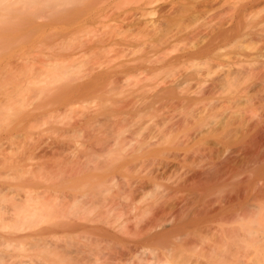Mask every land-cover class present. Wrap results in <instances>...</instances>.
Returning <instances> with one entry per match:
<instances>
[{
    "label": "rangeland",
    "instance_id": "374dc122",
    "mask_svg": "<svg viewBox=\"0 0 264 264\" xmlns=\"http://www.w3.org/2000/svg\"><path fill=\"white\" fill-rule=\"evenodd\" d=\"M241 27H250L253 31L256 29H264V0H0V207L3 209V207L5 208L6 206L7 210H11V212L14 213L13 211L15 210L10 208L11 205H15L13 202L17 204L20 196L19 193L26 196L25 192L28 190V187L30 189V186H33L30 190H36L35 192L33 191V195L31 194L33 199L35 197L34 201L33 199L31 200L33 204L36 203V198L40 197L37 199V203L39 204L42 198L41 191L49 190L53 197L54 195L57 197V199L55 197L56 200H54V198L52 199V196L49 200L48 197L49 201L46 198V204L42 203V199L40 205L36 203V206H40V208L45 205L47 207L48 202L49 204L51 202H55L54 204L59 203L58 201L61 199H58L60 197L62 198L61 192L62 195L67 194L63 197L64 199L70 194L80 195L84 192H90L91 188L87 186V184L90 183L92 177H89V175H100L103 172L98 169L96 170L101 173H97V171L94 170H92V172H87L88 169L84 168L82 165H94L101 160H98L96 157L104 159L107 155H109L108 157L110 159H114L113 163H120L125 159V155H127L128 151L134 149L131 147V149L129 148L130 150H128V146H126V150L123 143L124 140L125 142L133 140L134 143L140 140L139 133H132L136 128L135 126H124L121 123L119 127L112 130L113 132H117L118 129L122 131L125 129L123 136L119 138V146L113 144L111 136H103L101 139L100 137L98 138L99 133H102L103 129L99 128L101 132L98 130V127L102 126H100L101 121L99 120V123L96 118L100 117L97 115L104 111L121 110L120 118L123 114L125 115H123V117H126L125 112L128 114L129 110H131L136 113V111L143 106L145 101L148 99L151 100L150 96L153 98L154 93H165L164 96L160 98V95L156 97V99L158 98L156 111H138L142 113V115L144 113L143 117L141 116L142 121L140 120L144 127H146L147 130L151 129L159 132V136L160 133L161 136L165 134L163 131L164 129L167 131L168 128H171L170 130L172 131L171 134L173 137L170 134L171 138H168L169 140L167 139L168 142H163L166 146L170 141L172 142L174 138H178L181 135L183 136L185 132H192L194 127L190 123L193 120V116L196 114L194 113V108L196 106L202 107L203 104H182L180 99L181 95L182 93H230L229 89H226V87L224 88L222 84V79L226 76L225 74L231 68H239L240 66L233 64V62L244 58L243 56L246 52L251 51L252 48L258 47L260 44L256 41L254 36H242L241 34L240 36L237 34V29ZM217 37H219V39H216ZM145 59H149V61ZM57 66L58 68L64 66L63 68L61 67V74L54 70ZM66 66L67 68L68 66L70 67L69 71L66 70ZM40 68H43V70ZM52 68L56 72V76H58L57 74L60 75L58 79L55 78V72L53 70L54 73L51 71ZM61 69L59 68V71ZM64 69L69 72L67 73L68 75L65 73ZM39 70L41 72H39ZM48 71L54 74V76H52L50 73L51 76L49 78L54 79H45L48 77L46 75ZM63 71L67 75V77H64L65 79L63 78V76H65ZM44 75L46 77H44ZM39 77L43 78L41 79ZM40 79H45L46 83L44 81H40V83ZM59 79H61V81ZM33 81L36 83L38 82L39 86L36 83V86H32ZM51 81L53 82L50 83ZM30 82H32V84ZM28 83H30L31 86ZM44 83L46 85H44ZM40 84L43 85L41 86ZM82 86L87 88L86 92L79 89V87L81 88ZM244 86H246V88L252 86L248 89L249 93H262L257 91V89H253V85L250 82ZM70 88H72L73 91L71 89L70 92ZM96 89L100 91H95ZM94 91L95 94L93 93ZM108 93H110V95ZM74 99H77L76 102H73ZM96 100H98V102H96ZM98 106L101 109L100 113V109H97ZM255 106L257 107V112L264 110V102L255 101ZM240 108V112L242 113L243 111L245 114V109L247 107L241 106ZM95 109H97L98 114L95 113ZM33 110L38 111L32 112ZM88 113L93 114L97 120L94 119V125L91 123L93 120H87L92 116L90 114V116L86 117V115H89ZM129 114L127 115L128 118L131 117ZM236 115L238 117L234 115L232 116V120L238 122L241 116L238 113ZM83 116L85 117L84 120L82 119ZM23 117L25 120H23ZM102 118L103 116L101 115L100 119L102 120ZM81 119L83 121H81ZM243 119H248V116H243ZM77 120H80L79 123ZM70 123L73 125L70 126ZM211 123L214 124L215 121ZM108 125H110V123ZM96 130L99 131L98 134ZM147 130H145L146 133H148ZM154 131L152 132L154 133ZM92 133L96 135L94 134L95 136H93ZM157 136H155V138L158 139L159 136ZM170 136L169 134L167 135V137ZM161 139L159 138V140ZM164 139H166V137ZM198 140L200 139H195V141ZM133 141H131L130 144H134L132 143ZM121 143L123 144L121 145ZM137 144L135 143L134 145ZM40 147H42V149ZM101 147H105V151L104 149L101 151ZM107 148L110 150L108 149V151H106ZM34 149H36V155L34 154ZM37 149L43 150L45 153ZM52 150L55 151V153H53ZM39 152L43 154L47 153L46 156H48L49 159L42 154H38L37 156ZM163 155L158 154L157 156H153L151 160L155 159L156 164L154 161L152 162L156 166L161 159L169 164L170 168L166 172L168 174L165 173L167 177L164 176L168 181H166L167 179L165 178L164 180L166 182L163 180L164 183L169 184L168 182L171 183L169 180H175L177 176L185 171V167L187 168V164L189 163L183 162V156L175 160L170 156L165 157L166 154ZM168 155H171V153ZM50 156L52 157L50 158ZM54 156L56 160H54ZM78 157H81L82 161ZM87 157H89V159L92 157L90 163L86 162L88 161ZM76 158H78L77 162H75ZM83 159L85 161H83ZM91 160H94L95 163L92 162V164ZM151 160L144 159V162L140 164L141 166H146L144 164L145 161H149L148 165L150 166ZM70 162L71 164H69ZM161 162H159V164H161ZM230 162L234 167V172L237 173L243 181L256 178V163L251 159L249 150H244L236 157L231 158ZM135 164H132L134 169L136 167ZM154 164L153 166H155ZM73 165L76 166V169L73 168ZM80 165L83 167V170ZM128 167L126 166L122 169L126 171L124 172L121 170V173H127L126 175L131 177L134 175L132 174L134 170L133 172L130 170L132 175L130 172L129 175L127 172L129 169ZM71 168H73V170ZM85 169L86 172L83 173ZM81 170L82 172L78 174V171ZM74 171H77V174L75 173V176L71 177V173L74 175ZM85 177L87 180L90 179V181L88 180L89 183L86 182L87 180ZM25 179L30 180L27 181ZM41 180H44V182ZM53 182L56 183L53 184ZM66 182H68V184ZM57 186L58 188H56ZM14 190H16L17 193H14ZM18 190L23 192L21 193ZM154 190H156V188ZM232 190V186H224L217 192L215 191V194L220 197H226L232 193ZM151 191L152 190L149 192V197L147 195L148 193L146 194V198H151L157 194L154 192L152 194ZM12 192L14 195H17H11L13 194ZM36 192L40 193L41 196L38 194L39 196L36 197ZM43 195V198L45 196H50V192L49 195H47V191H45ZM27 196L29 197V194H27ZM191 196L190 199L193 198L195 194ZM183 197H185L184 194ZM27 198L25 197V199ZM15 199L17 202L13 201L10 203V200ZM66 200L67 198L63 201L65 205L63 203L60 204V206L64 205V207H60L58 204L55 205L56 209L67 208L69 205L66 204ZM146 200L147 199H145V201ZM187 200H189V197ZM145 201L144 203L148 202ZM22 202L23 198L19 201L21 204H17L20 208L21 205L24 204V202L23 204ZM136 202H138L137 205H139L140 201H135V203ZM28 203L31 204V202ZM73 203L75 202L72 201V205L71 202L69 203L70 206L73 207L74 205V207L72 208L69 206L70 212L67 209V212H69V215L66 213L67 218L71 215L76 217L74 215H77L78 209H80L85 202L82 200L76 202L80 204L78 209L75 208V206L78 207V204ZM52 204L49 206L53 207L54 204L53 206ZM17 205L12 206L14 207L13 209H15ZM140 205L145 206L143 202L142 204L140 203ZM140 205L138 211L136 209V219L138 217V221H136V219L132 221H136L133 225L131 224L132 222H130V226L137 225V222L140 223V219L142 221L150 217L146 212H144L146 215L144 213H142V215L139 214V212L141 213V208L142 211L144 208L142 206L140 207ZM55 206L53 209L48 208V210L44 208L46 212H48L49 209L53 212L55 211ZM85 206L84 209L86 210H82V213L80 212L82 208L80 209V213L77 215L78 218H76V223L83 224L84 220L87 218L88 221L86 220L87 222H84V224H90V221L93 220L100 211L95 209V212L91 209V212H94V214L89 215V211H87L89 207H87V205ZM1 208L0 219H2L4 215L5 219L7 214L5 211L7 210H2ZM61 209L59 211L63 212V209ZM73 209L76 210V212H74ZM44 210H42V214ZM57 210L55 214L59 215L60 213V216L63 215L62 212L58 213ZM83 211L84 213L87 212L91 217H86ZM49 212L47 214H50ZM53 213L50 215L51 222H48L50 218L46 213L41 216L43 217L45 214V217L48 216V220L46 221L50 225L44 224V228H52L51 223H54V221V224L59 222V224L56 225L57 228L64 223L70 222V217V219L67 220L65 218L64 222L57 221L58 219L52 222V219L56 216H53ZM138 214L141 215L140 218ZM83 215H85V218L82 217ZM73 217L71 220L75 223L76 220H73ZM82 218H84V220ZM7 219L8 217L4 221ZM32 219L35 221L34 217ZM78 219L80 221L82 219L83 222H80ZM2 220H0L1 224ZM121 220H123V218ZM46 221L43 222L47 223ZM13 222H15V226ZM22 222L18 221V223ZM29 222L27 223L30 224L31 222ZM40 222L42 223V221ZM40 222L39 225H37L38 231H35V228L33 230L37 232L36 234L34 233L35 235L29 233L30 227H32L31 224L30 227L26 222L21 224L26 227L25 229L29 228L28 231H25V234H33L34 238H31L32 235H28V239L26 238L25 241V237L19 240V236L24 235V231L22 230V232L19 230V225H17L18 223L16 224V221H12V224H10L12 228L9 224H7V227L4 224L2 226L0 225V264H43L44 262V264L47 262V264H52L53 262L55 264L59 262L60 264L62 258L68 259V261H64V264H69L70 260H73L71 259L73 255H70L71 250L75 252V256L79 255L77 253L80 248L76 242H79V245L81 243L82 245L84 244L83 248L89 250L87 246L88 242L86 240L84 241L85 235L74 236L72 234L76 233H71V237L70 235L64 236L66 233H63V235L60 232L57 234L58 241L60 240L61 246L62 244L65 245L62 246L65 247V251H67V249L70 250L66 253L63 248H61V252L63 254L69 253L68 257L67 255L61 254V256H63L61 258L59 255L60 251L57 252L59 249H57L56 245L57 243L59 244V242H56V239L53 242H55L54 246L57 249L55 250L58 253L59 261L58 258H56L57 253H51V251H54V248H50L52 249L50 253L47 251L49 253L47 256L41 251L43 250L42 245H46L47 247L49 245L51 246L53 242H50V240H53V237L51 236L50 239L48 236H43L41 235L42 233H38L41 230L39 226L43 225V223L40 225ZM24 224H26L28 228ZM54 226L55 225H53V228L57 229ZM135 229L138 228L135 227ZM14 232H19V235L17 233L14 234ZM10 233L16 236L18 235L16 238L17 240H15V237L11 236ZM6 234L12 237L8 236L10 237V241L7 240ZM61 236L62 238L65 237V239L63 238L64 242ZM80 236L84 239L79 240L81 239ZM37 237H40L42 240H44L42 237H48L50 240L47 241V244H44L46 243L45 241H41V249L40 246L39 248L37 247L39 244H35L37 239L35 242L32 241ZM67 239L71 241V243L73 242L72 244L76 245V247L69 242L68 246L71 247L69 249L66 244L68 243ZM18 240L21 241V246H26V248L21 247V249H18ZM28 243L35 244V248L37 247L38 249L33 250L34 245ZM61 246H58V248ZM72 247L74 249H72ZM80 247L83 249L81 245ZM75 248H78V251H75ZM45 249L46 247L44 250ZM39 250L41 253L38 252ZM85 250H83L84 254H82L83 252L81 253L84 257L88 253V251H86V253ZM141 251H144V249ZM37 252L39 254H37ZM90 253L88 254L90 255ZM139 253H141L138 254L139 256L143 255V252ZM52 254L55 256L54 258ZM146 254L151 257L149 252ZM146 254L144 258H146ZM81 255L80 257L82 258ZM89 255L86 256L87 260L90 257ZM132 257L135 256L132 254ZM44 258H46V260ZM73 258L75 259V257ZM76 258H78V256H76ZM81 258H78L75 264H82L83 262L79 261ZM48 260H52V263ZM75 261L76 260H74V262Z\"/></svg>",
    "mask_w": 264,
    "mask_h": 264
},
{
    "label": "bare ground",
    "instance_id": "6f19581e",
    "mask_svg": "<svg viewBox=\"0 0 264 264\" xmlns=\"http://www.w3.org/2000/svg\"><path fill=\"white\" fill-rule=\"evenodd\" d=\"M237 34L239 35L241 34L242 36L243 35L244 36H250V35L254 36L256 41H258L260 44L258 47L252 48L251 51L246 52L243 56L244 58L240 60H235L233 62V64L239 65L240 66L239 68H231L225 74L226 76L224 75L225 77L222 79L223 81L222 84L224 88L226 87V89L227 88L229 89L230 93H182L181 98H180L182 104L193 103L196 105L197 103H202L203 105L202 107L196 106L194 108V111H195L194 113L196 114L193 116V120L190 123L194 127L193 131L188 132V133L185 132L183 136L181 135L178 138H174L172 142L170 141V143L167 144V146L164 145L163 142L166 143V141L168 142V140L171 138L170 136V134L172 133V131L170 130L171 128H168L167 131L166 129H164L163 131L165 134L161 136V133H160V136H159L158 135L159 132H156L151 129L147 130L146 127H144L143 123L141 122L142 121L141 118L143 117L144 113L143 115L142 113H139L143 111L145 112L156 111V106H157L156 103L158 99V98L156 99V97L160 95L159 96L160 98L164 96L165 93H154L153 98L150 96L151 100L148 99L147 101H145V103L143 104L144 107L141 106L140 109H138L139 112L135 110L136 111L135 113L129 110L130 114L129 113L128 114L131 115L130 118L127 117L128 114L126 112H125L126 117H123L124 115L123 114L120 118L121 110L119 111L109 110L108 112L104 111L100 113L101 112V109L99 108L100 105L97 107V109L98 108L100 109L99 111L100 114L97 116H100V117L96 119L98 120L99 123L101 121V125L98 122L97 123L100 126H102V127H98V130L101 132L100 129L101 128L103 129L102 133H99V131L96 130L97 134L99 133L100 135V136L98 135V138L100 137L101 139L103 136H111L113 140V144L115 146L116 145L119 146L120 145L119 138L123 136L125 129L123 131L118 129L117 132H113L112 130L116 127H119V124L121 123L124 126L132 125L136 127L132 133L133 134L139 133L140 140L139 142L138 140L135 141V143L136 144L138 143L140 145L138 144L134 145L135 143L133 140L131 141H133L132 143L134 144H130L131 141L125 142L124 140L123 143H124L126 150H127L126 146H128V150H130L131 147H133L134 149H131L130 151H128L127 155H125V159L120 163L118 162L113 163L114 159L113 160L110 159L108 157L109 155H107L106 157H104V159L101 157L95 156L96 158H98V160L100 159L101 160L98 161L97 163H95L94 160L93 161L91 160V163L92 162L95 163L94 165H86L88 167H86L84 164L82 165L84 166V168L88 169L87 172L89 171L92 172V170H94V171H97L98 173L99 172L98 170L100 171L102 170L103 173L99 172L101 173L100 175L99 174L89 175V177H92V180H93V181L91 180L92 181L91 182L90 179H88L91 184L88 182L87 178L85 177L87 180L86 182L89 183L87 184V186L91 188V191L84 192L80 195H77V194L69 195L68 194L69 196L66 197L67 198L66 204L70 206L69 203L71 202V205H72V201H73L75 202L73 204H78V207L75 206V208L78 209L80 204L76 202H79L80 200L84 201L85 203L82 207H80V209L82 208L81 211L80 209H78L77 215L80 212L82 213V210H86L84 209L86 207L85 205H87V207L90 208V209L87 208L88 209L87 211H89L88 212L89 215L94 214V212L93 213L91 212V209L92 211L94 210L95 212L96 210H100L98 214L93 218V220L90 221V224H84V222L88 221L87 218H86L87 221L84 220L85 218L84 216L86 215V217L88 218L91 217L88 215L87 212L84 213L83 211V214H85L82 216L84 217L82 218L84 222L82 219L81 221L78 219L80 222H83V224H79V223H76L77 222L76 218H78L77 215H74L76 217H73L72 215L69 216L71 219L73 217V220L74 219L76 220L75 223L69 217L67 218L66 213L69 215V212H70L69 209L72 206L70 207L68 206L69 208L68 207L64 209L62 208L63 212L59 211L61 208L59 210L56 209L55 205L59 204L58 206H60V204L63 203V201H65L66 199V198L64 199L63 197H65L67 194L62 195V192H61L62 198L58 197L59 198L58 200L61 199L60 201H58L59 203H57L56 201L57 204H54L55 202H51L50 204L53 203L55 206L54 210L55 211L57 210L58 213L62 212L63 215L66 217H64L63 215L60 216V213L59 215L55 214V211H53L54 212L53 213L50 209L51 208L53 209L54 206L52 204L53 207H50L51 205L49 204V202L47 204L48 205L47 207L46 205L44 206L42 204L45 208H47V210L48 208H50L49 209L50 212L48 211L50 214H47L48 212H46V209L44 207L40 208V206H36L37 199L40 198L37 196H39L40 193H42V198L41 200L40 199L39 200L42 201L43 199L42 203L46 204L48 197H49V200L51 199V196H52L51 191L45 190L47 191V195H49V192H50V196H45L44 198H43L44 196L43 193L45 194V191L43 192L41 191L40 193L36 192V197H37L36 203L34 202L35 204H33L32 202L34 201L35 197L33 199L31 194L33 195L36 190L35 191L34 189L30 190L33 187V186L32 187L30 186V189L28 187V190H26V192L27 191L28 192L27 193L25 192L26 196L21 195L19 193L20 196L18 198V202L16 201L17 199L16 197H14L16 198L15 200H10V203L13 201H16L17 204H21L19 203V201L22 200L23 198L24 204L22 202L23 205H21V208L15 202L13 203L17 205L19 209L17 210L18 208L17 206L15 209H13L14 207L12 206H15V205H11L10 208H12V210H15L13 211L14 213H12L11 210H7L6 206L5 208L3 207V209H6L7 211H10L11 213L4 210L7 214L9 213L8 215L6 214V217H5V219L8 217L7 219L8 221L7 220L4 221L5 220L4 219L5 212H4L3 214L4 216L2 215L3 216L2 219L4 220L0 219L2 220V224L0 223V225L2 226L4 224L7 227V224H9V226L12 228V226L10 225L12 224V221H16V224L18 223V221L19 222L23 221L22 223H18L17 225H19V230L24 231V232L22 231L24 235H21L22 232L20 233L21 236H19V240L20 238L25 237L24 238V241H25L27 236L30 235V234H25V231L29 230L28 226L30 227V224L32 225V227H30L31 231L29 230V233L36 234L37 232H34L33 230L35 228V231L36 230L38 231L37 225H39V222L42 221L43 225L40 222V225L42 226H39L41 227V230L38 233L39 234L42 233L41 235L48 236L50 239L52 236L53 240L48 239V237H42L44 240L40 239V237L39 238L37 237L35 238V240H32V241L35 242L37 239V242H38L40 240L39 241L40 243L35 242V244L36 245L39 244L37 246L38 248L39 246L40 248L43 246L42 247L43 250H41L42 248L40 250L42 251V253L46 254L47 256L49 255L50 251L54 248L53 249L54 251H51V253H54V252L57 253L60 251L59 252L60 256L62 254L65 256L67 255L68 257L69 253L68 254L66 253L70 250L67 249V251H65V247H62L64 244H62L61 246L60 240L58 241L57 239L58 233L61 232L62 234L63 233L68 234V235L63 234L64 236H69L71 233H76V234H72L74 236L75 235L76 236L85 235L84 236L85 239L82 236H80L81 239L79 240L84 239V241L86 240L88 242V243L87 242L85 243L88 244L87 246L91 253L89 252V250L87 249L85 250L83 248L84 244L82 245V243L80 245L82 246L83 249H81L80 245L78 244L79 242H76V244L79 246L81 250L79 249L78 251L77 250L78 248H75V251H78V253L77 252L76 253L79 255H76V256H78L79 259L81 258L80 255L83 252V250H85V252L88 251V253H90L89 255L86 252L87 254L85 253L86 254L85 257L81 255L82 258L79 261L83 262L82 264H264V146H263L264 144L263 142L264 140V110L257 112V107L255 106V101L264 102V29H256L255 31H253V29H251L250 27H246V28L241 27L237 29ZM216 39H219V37H217ZM145 60L149 61V59H145ZM61 67L59 68L61 69ZM55 68L54 70H56L58 73L60 74L62 73V69L60 70L61 71L60 72L58 66ZM65 68L66 70L69 71L70 67L68 66L67 68L66 66ZM40 69L43 70V68H40ZM52 70L53 68L51 69V71ZM68 71H65V73L66 74L69 73ZM39 72L41 71L39 70ZM50 73L48 71V74H46L48 77L44 75V77H46L45 79L47 78L48 80L54 79V78H49L52 74ZM54 74L56 76V72ZM54 74H52V76H54ZM66 74L65 76L63 75L61 76H63V78L67 77L68 74L67 75ZM57 75L60 76L59 74ZM58 76H56L55 78L58 79ZM41 79L39 80V82L40 81L45 82V79L43 80ZM61 79L59 80L61 81ZM52 82L53 81H51L50 83ZM249 82L252 83L253 89H257V91L262 92V93H249L248 89L251 88L252 86L248 88L244 86L245 84ZM30 83L32 84V82ZM35 83L36 82L33 81L32 86L33 85L36 86V84L37 85L39 84L38 82L36 84ZM45 83L44 85H46ZM71 89L72 88H70V92H71ZM79 89L84 90L85 92L87 91V88L85 86H82L81 88L79 87ZM170 90H171V86H170ZM95 91L99 92L100 90L96 89ZM95 91L93 92L94 94H95ZM108 94L110 95V93ZM74 100L73 102H76L77 99L75 101ZM96 102H98V100H96ZM241 106L247 107L245 109L246 110L245 114L243 111L242 113L240 112ZM113 108H116V107H113ZM97 109H95L96 114H98ZM263 109H264V106H263ZM36 111L33 110L32 112H36ZM237 113L240 114L241 118L239 119L238 122H235L232 120V116L234 115L237 116L236 115ZM88 114L89 115H86V117L90 116L91 113H88ZM91 115L92 116L89 117L87 120H93V122L91 123L92 125H94L95 124L94 122L96 119L93 116V114ZM101 115L103 116L102 120L100 119ZM243 116H248V119L244 120ZM82 119L84 120L85 117L83 116ZM82 119L81 121H83ZM23 120H25L24 117H23ZM79 121L80 120H77L78 123ZM213 121H215L214 124L211 123ZM103 122L104 124L106 122L108 123L104 125ZM109 123L110 125H108ZM72 125L73 124L70 123V126ZM145 130H147L148 133H146ZM152 131H154V133ZM163 131H160V132H163ZM94 134L93 136L96 135ZM154 134L155 136L158 135L159 138L160 139L162 138V139L159 140V138L158 139L155 138ZM168 134L170 137H167ZM164 135L166 139H164L165 138ZM197 138H199L200 140L195 141V139ZM161 141H162V144H161ZM123 143H121V145ZM136 146H139V147H136ZM40 148L42 149V147ZM102 149H104L105 151V147L103 148L101 147L100 150L102 151ZM108 149L109 148H107L106 151H108ZM37 150L43 151L40 149H37ZM244 150L250 151L251 159L255 161L256 168H257L256 178L252 180H248V181H243L242 178H240L239 175L234 172V167L230 162L231 158L236 157L238 154H240ZM33 151H34V154L36 155V152H35L36 149H34ZM56 152H57V149H56ZM53 153H55V151H53ZM170 153L171 155H168ZM38 154L39 155L42 154L43 156H46L47 153L43 154L39 152L37 153V156ZM158 154H162V155L166 154L165 157L170 156V157H173L175 160H177L178 157L183 156V162L189 163L187 164L188 167L186 168L184 166L185 171H183L182 174L177 176L175 180L173 181L169 180L171 181V183L170 182H168L169 184L164 183L163 180L165 177H167L166 174L168 173L166 172L167 170H169L170 166L167 162L161 159L159 162L163 161L164 163L161 162V164H159L158 162L157 164L158 167H157L155 165L156 164L155 159L151 160V157L157 156ZM51 157L52 156H50V158ZM78 158H80V160L82 161L81 157H78ZM78 158H76L75 162H77ZM87 158H88L87 159L88 161L86 162L90 163V159L92 157L90 159L89 157ZM147 158L151 160L150 166L148 165L149 161L148 162L145 161L144 164L146 166H141L142 162H144V159L148 160ZM54 160H56V158ZM83 161L85 160L83 159ZM152 161H154L155 164ZM71 162L69 164H71ZM151 162H152V165H151ZM132 164H135L137 168L135 167L134 169V166ZM137 164H140V165H137ZM153 164L155 166H153ZM126 166L129 168L128 169L129 171L127 170L128 174L129 172L131 174L134 170V173H132L134 174L133 176L128 177L126 175L127 173L126 174L121 173L122 171H124L122 169H124ZM75 167L76 166L73 165V168ZM73 168L71 169L73 170ZM81 169L83 170V167ZM82 170L78 171V174H80ZM76 172L74 171V175L73 173H71V177L72 176L74 177ZM85 172H86V169L84 170L83 173ZM25 180L28 181L30 179H25ZM41 181L44 182V180H41ZM166 181H168V179ZM55 183L53 182V184ZM66 183L68 184V182ZM224 186H232L233 188L232 193L227 195L226 197L217 196V194H215V191L217 192ZM56 188H58V186ZM152 188L154 189L156 188V190ZM150 190H152L151 191L152 194L153 192L157 194L155 196H152L151 194L152 196V197L150 196L151 198H146L147 193L149 197ZM14 191H15L14 193H17L16 190ZM20 192L22 193L23 191H20ZM14 193L11 195H14ZM27 194H29V197L27 196ZM183 194L185 197H183ZM185 194L186 195L189 194V195H187L186 197ZM194 194L195 196H193L191 200L190 197H192L191 195H194ZM16 195L17 194H15L14 196ZM25 197L26 198L28 197V198L25 199ZM55 197L56 195H54V197L52 196V199L54 198V200H56L57 197L56 199ZM188 197H189V200H191L192 202L187 200ZM32 199L33 201H31ZM145 199H147L146 201H148L149 199L150 200L146 202ZM40 201H39V204L37 203V205H40ZM135 201H140L141 204L143 202V204L145 205V206H142L139 203L140 207L141 206L144 207L143 211L141 208V213L139 212V214L142 215V213L146 212L147 215L150 216L148 217V219H145V220L142 218L144 220V221L142 220L143 223L140 219L139 222L142 224L137 222V225H134L138 229H135L134 226H130L131 224L133 225L136 221H138V217L136 219V216H137L136 209L138 211L139 205H137L138 202L135 203ZM144 201L146 203H144ZM28 202H31V204H29ZM63 204L65 205V202ZM64 205H61L60 207H64ZM42 208H44L45 210ZM67 209L69 212H67ZM42 210H44L43 214L46 213L49 216L50 220H48L47 218L48 216L45 217L46 214L43 217H41L43 215ZM73 211L76 212V210L74 209ZM51 212L53 213V216L54 215L58 216V217L55 216L56 219L55 218L52 219V222L57 219H58L57 221L64 222L65 218L66 220L70 219V222L64 223V224L61 223L62 225L59 226L58 227L59 229H58L56 225H58L59 222L57 224H54L55 223L54 221V223H51L52 228H48V229H46L47 227L44 228V224L47 225L49 224L48 223L49 221L51 222V216H50L52 215ZM146 213L144 214L146 215ZM141 215H139V218L141 217ZM33 217L35 218V221H33L34 220L32 219ZM122 218L124 221L121 220ZM135 219L136 221L132 222ZM28 220L29 221L31 220L30 221L31 223ZM46 220H48V222ZM43 221H46L47 223ZM25 222L28 226L26 224L24 225L27 226L28 229H25L26 227L21 225ZM27 222H29L30 224H28ZM130 222L132 223L130 224ZM14 223L15 222H13V225ZM34 223L35 225L33 227ZM53 225H55L54 227H56L57 229L53 228ZM36 226H37V229H36ZM19 232L18 233L14 232V234L17 233L19 235ZM11 233L10 235L14 236L15 240H17L16 238L18 237V235L16 236ZM33 234H31L32 239H34ZM10 235L6 234L7 240L9 241L11 237ZM63 238L65 239V237ZM68 239H71V238H68ZM68 239H67L68 243H66L67 246L69 242L70 244L73 243V242L71 243V241H69ZM48 240H50V242L51 241L53 242L54 240L56 242L58 241L59 244L57 243V245L61 247L58 248L57 245L56 247L59 250H57L56 247L54 246L55 242L51 243L52 244L51 246L49 245L50 243L49 242L48 247L46 245H42L41 241H45L46 243L44 244H47ZM21 241H19V243L17 244L18 249L19 248L21 249V247L26 248L25 244H24L25 247L21 246L20 244ZM5 244L9 245L8 243H5ZM19 244H20V247H19ZM28 244L34 245L33 250L38 249L37 247L35 248L36 246L35 244H31V243H28ZM44 246L46 247L45 250H44L45 248ZM74 246L76 247V245ZM73 247L72 249H74ZM61 248H63V250L66 252L65 253L62 250L65 254L61 252ZM70 248L71 247H69V249ZM55 249L57 250V252ZM143 249L145 252L141 251ZM40 250L38 251L39 253H41ZM38 252L37 254H39ZM139 252H143L142 253L143 255L139 256L138 254H141ZM147 252L151 254V257L149 255L147 256L146 254ZM71 254L73 255V257H75V259L72 257L71 259L73 260H70V263L72 261L71 264H73L74 260H76L74 262L75 264L78 258H76L75 252H73L72 250H71L70 255ZM82 254H84V252ZM132 254L135 257H132ZM136 254L138 255V257ZM145 254H146V258H144ZM87 255L90 256L88 260L86 257ZM54 257L55 256H53V258ZM62 257L63 256H61V258ZM147 257H150V258H147ZM56 258H58V261H59L58 253L56 255ZM44 259L46 260V258ZM52 260L50 261L48 260V261L52 263L51 262ZM65 260L68 261V259L62 258V260L60 261L61 262L63 261V262L62 263L60 262V264H64ZM52 264H55V263L53 262ZM57 264H59V262Z\"/></svg>",
    "mask_w": 264,
    "mask_h": 264
}]
</instances>
